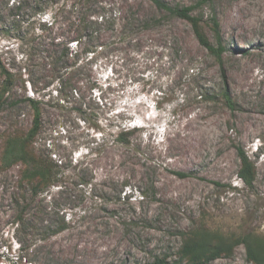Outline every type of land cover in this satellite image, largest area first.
<instances>
[{
    "label": "rangeland",
    "instance_id": "1",
    "mask_svg": "<svg viewBox=\"0 0 264 264\" xmlns=\"http://www.w3.org/2000/svg\"><path fill=\"white\" fill-rule=\"evenodd\" d=\"M165 1L191 7L215 45L217 17L221 61L147 0H0L15 76L0 105V264H173L202 223L264 236V0ZM27 98L43 103L38 155L58 165L37 196L24 165L2 163L7 135L32 125ZM210 264L253 263L240 246Z\"/></svg>",
    "mask_w": 264,
    "mask_h": 264
},
{
    "label": "trees",
    "instance_id": "2",
    "mask_svg": "<svg viewBox=\"0 0 264 264\" xmlns=\"http://www.w3.org/2000/svg\"><path fill=\"white\" fill-rule=\"evenodd\" d=\"M147 1L157 10L190 23L200 45L212 53L219 61L222 60L224 48L222 46L220 24L216 16L210 19V28L216 39L215 45L211 42L206 32L203 19L194 16L191 7L171 6L165 0ZM89 25H85V29L89 28ZM79 44L80 41H77V45ZM64 53V59L68 58L69 49ZM91 53H93L91 49L86 51L87 55H91ZM60 81L59 86L62 88L64 82ZM14 82L15 76L6 67L0 65V105L6 102L5 95L13 88ZM224 97L229 103H232L227 88L224 91ZM26 102H28L33 111L32 125L27 132L19 129L7 135L2 154V163L6 168L15 164L24 165V181L29 183L33 195L37 196L55 186L58 165H52L44 161L37 152L36 141L42 131L43 103L32 98H27ZM132 133L129 129L120 132L119 141L129 144V138ZM236 151L240 159L238 177L247 188L254 189L258 177L257 167L242 146H236ZM180 175L184 177V174ZM182 236L184 242L178 252L179 260L173 264H210L220 258H231L240 246L245 247L247 259L251 263L264 264V236L255 231L228 236L221 232L213 231L202 223L182 233ZM158 264H165V261L161 260Z\"/></svg>",
    "mask_w": 264,
    "mask_h": 264
},
{
    "label": "bare ground",
    "instance_id": "3",
    "mask_svg": "<svg viewBox=\"0 0 264 264\" xmlns=\"http://www.w3.org/2000/svg\"><path fill=\"white\" fill-rule=\"evenodd\" d=\"M203 134V133H202ZM201 135V134H200ZM204 139V138H203Z\"/></svg>",
    "mask_w": 264,
    "mask_h": 264
}]
</instances>
